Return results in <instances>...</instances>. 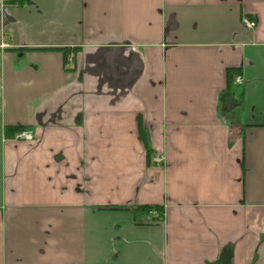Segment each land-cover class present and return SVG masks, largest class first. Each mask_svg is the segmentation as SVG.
<instances>
[{"label":"crops","instance_id":"1","mask_svg":"<svg viewBox=\"0 0 264 264\" xmlns=\"http://www.w3.org/2000/svg\"><path fill=\"white\" fill-rule=\"evenodd\" d=\"M0 264H264V0H0Z\"/></svg>","mask_w":264,"mask_h":264},{"label":"trees","instance_id":"2","mask_svg":"<svg viewBox=\"0 0 264 264\" xmlns=\"http://www.w3.org/2000/svg\"><path fill=\"white\" fill-rule=\"evenodd\" d=\"M6 2V5H9V6H19V7H23V6H26L28 4L31 3V0H4ZM73 50H68V49H65L64 50V53L67 52H72ZM237 76H241V70H238V69H228L227 70V83H228V89H230V87H232L233 85H235V79ZM26 130V127H23V126H15V127H8L6 128V136L8 138H14V136L18 133H21L22 131ZM142 135V138L145 142V145H146V148L148 149V154L150 155V161H151V149H150V146L148 145V141H147V138L145 137V134L141 133ZM113 210H120V208H111Z\"/></svg>","mask_w":264,"mask_h":264},{"label":"built area","instance_id":"3","mask_svg":"<svg viewBox=\"0 0 264 264\" xmlns=\"http://www.w3.org/2000/svg\"><path fill=\"white\" fill-rule=\"evenodd\" d=\"M242 23L249 30H253L257 26V23L254 21V19H251L249 17H244L242 19ZM243 83H244L243 78L241 76H237L234 84L241 86V85H243ZM14 138L16 140H20V141L32 142L36 139V135L34 134V132H32L30 130H24L21 133L16 134V136ZM151 163L158 165V166L164 165L165 164V158L159 154L154 155L151 157Z\"/></svg>","mask_w":264,"mask_h":264}]
</instances>
